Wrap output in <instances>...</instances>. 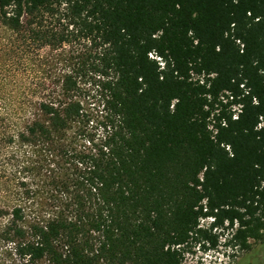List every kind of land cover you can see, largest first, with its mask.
Here are the masks:
<instances>
[{
	"label": "trees",
	"instance_id": "1",
	"mask_svg": "<svg viewBox=\"0 0 264 264\" xmlns=\"http://www.w3.org/2000/svg\"><path fill=\"white\" fill-rule=\"evenodd\" d=\"M0 25L66 52L35 101L0 104L47 194L4 213L19 264H181L225 223L230 247L264 237V0H0Z\"/></svg>",
	"mask_w": 264,
	"mask_h": 264
},
{
	"label": "rangeland",
	"instance_id": "2",
	"mask_svg": "<svg viewBox=\"0 0 264 264\" xmlns=\"http://www.w3.org/2000/svg\"><path fill=\"white\" fill-rule=\"evenodd\" d=\"M82 46L73 47L80 52L83 51ZM63 53L66 52L49 47L28 48L19 34L11 33L0 25V104L15 105L13 109L17 112V106L35 101V95H32L34 87L45 81L46 77L50 80V74L63 68ZM20 153L18 143L8 142L0 134V264L20 263L14 244L4 234L9 220L4 213L9 211L11 201L29 189L38 190L40 198L47 197L37 186L41 177L35 176L31 165H22L24 159ZM210 223V219H203L200 226L206 228ZM226 227L225 223L212 231L216 242L214 247L208 242H200L186 248L181 264H264V237L259 241L250 239L247 249L230 247L227 240L232 231ZM235 228L234 225L233 232Z\"/></svg>",
	"mask_w": 264,
	"mask_h": 264
},
{
	"label": "built area",
	"instance_id": "3",
	"mask_svg": "<svg viewBox=\"0 0 264 264\" xmlns=\"http://www.w3.org/2000/svg\"><path fill=\"white\" fill-rule=\"evenodd\" d=\"M208 219H210L211 220V222L213 221V219L212 218H208ZM201 220H203V219H201ZM201 222V221H200Z\"/></svg>",
	"mask_w": 264,
	"mask_h": 264
}]
</instances>
